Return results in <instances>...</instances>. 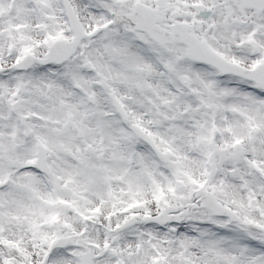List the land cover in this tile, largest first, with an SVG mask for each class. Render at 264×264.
I'll list each match as a JSON object with an SVG mask.
<instances>
[{
    "label": "snow or ice",
    "instance_id": "obj_1",
    "mask_svg": "<svg viewBox=\"0 0 264 264\" xmlns=\"http://www.w3.org/2000/svg\"><path fill=\"white\" fill-rule=\"evenodd\" d=\"M0 264H264V0H0Z\"/></svg>",
    "mask_w": 264,
    "mask_h": 264
}]
</instances>
